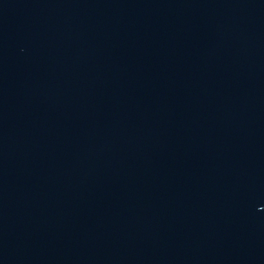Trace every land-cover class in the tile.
Listing matches in <instances>:
<instances>
[{
	"label": "water",
	"instance_id": "water-1",
	"mask_svg": "<svg viewBox=\"0 0 264 264\" xmlns=\"http://www.w3.org/2000/svg\"><path fill=\"white\" fill-rule=\"evenodd\" d=\"M0 264H264V0H0Z\"/></svg>",
	"mask_w": 264,
	"mask_h": 264
}]
</instances>
